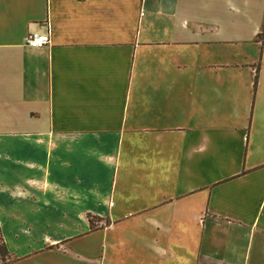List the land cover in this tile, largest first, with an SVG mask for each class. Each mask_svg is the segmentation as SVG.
Here are the masks:
<instances>
[{
	"label": "crops",
	"instance_id": "0c3cea01",
	"mask_svg": "<svg viewBox=\"0 0 264 264\" xmlns=\"http://www.w3.org/2000/svg\"><path fill=\"white\" fill-rule=\"evenodd\" d=\"M0 225L10 264H264V0H0Z\"/></svg>",
	"mask_w": 264,
	"mask_h": 264
},
{
	"label": "trees",
	"instance_id": "16d2710c",
	"mask_svg": "<svg viewBox=\"0 0 264 264\" xmlns=\"http://www.w3.org/2000/svg\"><path fill=\"white\" fill-rule=\"evenodd\" d=\"M92 228H95V226L92 225ZM11 258H12V253L9 250V247L4 239L2 228L0 225V262H2V264H10L13 262L10 261Z\"/></svg>",
	"mask_w": 264,
	"mask_h": 264
},
{
	"label": "built area",
	"instance_id": "2783aa9c",
	"mask_svg": "<svg viewBox=\"0 0 264 264\" xmlns=\"http://www.w3.org/2000/svg\"><path fill=\"white\" fill-rule=\"evenodd\" d=\"M49 35L47 33L42 34H30L27 37V43L32 47H43L49 43Z\"/></svg>",
	"mask_w": 264,
	"mask_h": 264
},
{
	"label": "rangeland",
	"instance_id": "374dc122",
	"mask_svg": "<svg viewBox=\"0 0 264 264\" xmlns=\"http://www.w3.org/2000/svg\"><path fill=\"white\" fill-rule=\"evenodd\" d=\"M110 239V238H109ZM10 261H13V257L10 259ZM0 264H2V262H0Z\"/></svg>",
	"mask_w": 264,
	"mask_h": 264
}]
</instances>
